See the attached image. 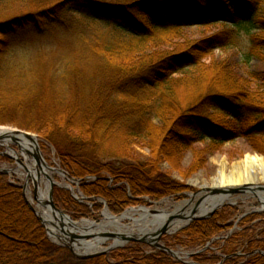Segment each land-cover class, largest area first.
<instances>
[{
	"label": "rangeland",
	"instance_id": "obj_1",
	"mask_svg": "<svg viewBox=\"0 0 264 264\" xmlns=\"http://www.w3.org/2000/svg\"><path fill=\"white\" fill-rule=\"evenodd\" d=\"M40 1L41 3L38 0H0V24L3 22V26L12 27L8 35L2 33L7 40L5 44H0V108L4 106L0 113L4 114L1 116L2 119L9 121L0 123V129L3 128V134H0V173L7 175L11 185L21 189L22 198L41 223L46 239L54 248L69 255L68 263L55 259L47 264H144L141 259L128 252L124 257L116 259V253L128 248L134 251V255L140 253L150 255L161 251L169 254L180 264H224L223 260L229 256L227 253H231L229 257L236 258L239 264L255 257L264 261V250L255 248V244L242 246L246 241L244 239L246 235L257 236V233L264 229L263 180L251 184L257 186L256 191L245 188L230 194L228 201L220 204L210 216L192 219L172 234L162 232L156 241L149 239V243L130 239L113 246L116 240L122 241L119 236L105 237L106 235L99 236L97 233L88 232L89 234L83 238L84 242H98L101 249L94 253L81 251L83 249L76 251L72 248V241L76 237L71 238L70 235L75 233L78 236L81 231L71 225L67 228L68 235L64 233L70 240L68 244L50 238L45 223L34 210V204L40 200L36 188L38 177L34 154L50 168L58 169L62 173L60 175L57 171L53 172L56 183H52L48 191V199L51 198L54 209L46 201L42 203L54 216H64L74 224L82 220L99 224L105 218V211L115 217L128 209L138 208L165 209L167 213H172L176 210V204L189 201L201 193V185L210 184L221 162H225L229 167L242 161L247 155L264 158V126L248 132L249 126L256 123L258 117H264V50L247 60L237 45L223 46L225 42L217 39L220 46L215 44L210 46L211 44L204 40L224 29H230L227 24L210 20L186 24L180 29L168 30L165 33L154 31L151 38L135 42L131 40L134 37L131 38L132 36L127 34L128 30L123 23L126 15L131 13L133 22L127 25L128 28L135 26L134 21L137 23L140 15H144L145 8L152 15L150 6L152 10L153 3H140L144 0H118V3H110V7L105 10L69 2L58 6L62 0ZM180 1L181 9L191 8L200 2ZM176 11L174 10L175 13ZM243 31L241 28V32H235L234 35L241 40ZM147 33L152 35L150 28ZM256 37L261 47H264V31L257 32ZM184 50L201 54L195 58L196 64L194 63L192 68L179 72H172L165 66L155 69L161 57ZM173 64L177 66L179 63L173 61ZM137 65L142 66L144 70L135 76H145L143 80L146 87L153 89L155 85L161 89L162 92L159 94H163L167 102V107L164 113L163 111L160 113L159 119H153L146 126L148 132L146 139L141 137L129 139L122 132L111 129L110 125L105 123L109 119L108 116L102 115L103 121L98 125L88 123L84 126L86 121L84 115L87 111L82 108V114L79 106L77 107L78 100L82 101L84 98L88 101L93 100L92 105L101 100L109 107L107 111L109 116L113 113L116 103L130 104L136 101L135 97L124 95L125 97L120 96L114 104L108 100L105 92L107 84L117 81L114 77H117L118 71L113 69L123 67L124 71L129 70L133 74L139 70ZM169 71L171 78L162 82L161 79L167 78ZM163 72L166 75L163 76ZM97 84L100 87H97ZM212 85L236 88L239 99L243 102L241 120H236L228 111H224L211 101L205 103V109L203 108L202 98L206 97ZM57 100L63 101L66 107L61 106L62 109L57 112L59 119L65 112L71 110L75 112L73 115L75 127L65 129L64 133L68 134L73 142L85 145L79 155L93 154L90 150L109 154L108 159H102V162L97 164L100 166L99 169H93L97 165L93 164L92 158L82 156L78 158L77 152L71 148L75 145L71 142V146L62 147L61 144L58 148L70 153L72 155L70 160L84 162L91 169L87 168L89 171L85 172L80 169L81 171L76 172L77 175L70 174L62 166L63 162L53 145L42 137V132L45 131L38 133L17 125L28 119L26 111L21 116L12 117L20 104L33 106V101L40 103L41 109L52 112L54 110L52 105ZM198 101L201 102L197 104ZM195 104L204 118L226 123V126L234 128L232 130L237 129L235 137L223 142L211 137L190 140L186 147H180L178 142L182 139H179L181 137L179 135L187 133L191 125L183 122L181 126L175 125L177 116L183 109L196 107ZM23 136L28 139L34 138L36 149L31 145L27 146V151H23L21 146L24 144ZM14 137L19 140L16 142ZM183 139L187 141L185 137ZM75 169L78 171L77 167ZM125 171L130 172L129 180ZM134 182L143 184L142 187L136 188L139 191L145 190L144 187L147 189L150 187L149 189L157 192L155 188H159L161 184L164 188L174 187L172 188L174 190L172 194L157 200L146 195L139 197L134 195L135 190L131 188L134 187ZM118 187H125L126 196L133 203L115 214L108 207L105 192L112 193ZM26 192L32 197V203L28 200ZM11 197L12 195L0 197V214L7 219L14 217L12 210L14 204L7 200ZM67 199L87 206L92 215L83 214L76 218V211L73 210L70 201V206L66 205ZM216 213H225L226 219L219 222L223 228L210 241L204 243L200 240L190 241L181 235L180 232L193 222L209 219ZM128 223L130 221L125 220L124 224ZM108 231L112 233L114 228L109 227ZM160 245L170 251L162 249ZM56 249L52 253L54 258ZM83 255L94 256L82 258ZM213 255L221 259L203 260ZM197 258L202 261L199 262Z\"/></svg>",
	"mask_w": 264,
	"mask_h": 264
},
{
	"label": "trees",
	"instance_id": "obj_2",
	"mask_svg": "<svg viewBox=\"0 0 264 264\" xmlns=\"http://www.w3.org/2000/svg\"><path fill=\"white\" fill-rule=\"evenodd\" d=\"M117 1L118 0H62L57 5L60 6L61 3L69 2L78 3L81 5L84 4L85 6L88 5V7L91 8L97 7L95 9L100 8L102 10H105V8L107 9L108 7H110V3H118ZM38 2L41 3L40 0H38ZM145 2L153 3L152 10L150 6V12H152V15H150L148 13V9L145 8V13L147 14H141L142 16L140 15V19H138L137 23L134 21L135 26H133L132 28H128L127 25L132 21L131 13L130 15H126L127 17L125 18V21L123 20V24H125L124 27L128 30L127 34L131 35V38L134 37L131 40H135V42L141 39L143 40L151 38L154 35V31L165 33L168 30L180 29L186 24L190 25L195 23H203L210 20L214 22H222L230 27V29H224V31H221L219 34H216L215 36L204 40L207 44H211L210 46H214V44L220 46V43L219 41H217V39H221L222 42H225L223 46L237 45L240 47L239 49L242 50V55H244L247 60L251 57L257 56L258 53L261 52V50H264V47H261L258 42L259 40L256 37L257 32L264 31V5H262L264 0H200L199 3L197 2L191 7L192 10H190V7H184L183 9H181L182 4L179 3L181 2L180 0L140 1V3ZM174 10H177L176 13L174 12ZM7 26H0V44L2 45L5 44L7 40L2 36V33L8 35L10 32L9 30H11L12 28L9 27V25ZM149 28L152 31V35L151 33H147ZM234 28H236L238 31H236ZM241 28L244 31L242 39L239 40L240 37L238 38L237 35L234 34L235 32L240 33ZM253 29L255 30L253 31ZM199 54L200 52L191 53L188 50H184L176 54L172 53L158 59V65L155 69L160 66H165L172 72H179L182 70H186L187 68L190 69L196 64L195 58L201 55ZM180 57H185V59L182 60V58L180 59ZM173 61L177 62V64L179 63L177 65L178 67L173 64ZM137 67H139V70L133 74L129 72V70L124 71L125 69H123V67L113 69L118 71L116 72L117 77H114L115 81H117L112 84H107V90L105 92V96L114 104L116 103L118 98H120V96L125 97L124 95L133 96L136 98V101L130 104L116 103L114 105L115 107L113 113H111L109 116V112H107L109 107H107L105 103H102L101 100L96 101V103L94 102V105H92L93 103H91L93 100L88 101L86 100V98H84V100L82 101L78 100L79 103L77 104V107L79 106L82 114L83 110L87 111V114L84 115V119H86L84 126L88 123L93 126L98 125L103 121V117H101L102 115L108 116L109 119L106 121V117L104 121H106L105 123H107L108 126L110 125L111 129H116L117 131L122 132L129 139L138 137L146 139L148 133L146 131V126L149 122L153 121V119H159L160 113L162 111L164 113V109L167 107V102L165 100L166 97L163 94H159V92H162L160 91L161 89L159 90L158 87H155V85H153V89H150L149 87H146L147 85L144 83L143 77L145 76H135L136 74H139V71L141 73V71L144 70V68L140 65H137ZM162 75L164 76L166 74L163 72ZM166 76L167 78L161 79L162 82H166L167 79H169L170 71ZM150 81H152V79H150ZM96 86L100 87V85L98 84ZM92 90L93 89H91V92ZM98 92L99 88L97 90V93ZM202 100V106L204 109L205 103L211 101L214 102V104L218 105V107L223 109L224 111H228V113L236 120H241L243 102L240 101L239 92H237L236 88L226 85H212L208 89L206 97H203ZM200 102L201 101H198L197 104H199ZM27 105L28 104L26 103L20 104L18 106L19 109L12 115V117L15 118V116H21L26 113V117L28 119H24L25 122L17 125L19 127L26 128L38 133L45 131L42 132V137L51 145H53L56 153L58 152V157H60L61 162H63L62 166L67 169L70 174L77 175L76 172L81 171L80 169H82L84 172L89 171L91 167L89 168L87 164L81 161L78 162V160H70V158H72V155L66 152V150L63 151L60 150L61 148H58L61 144L62 147H68L73 144L75 146H72L71 148L77 152V155H79L80 152H82L85 148V145L73 142L71 137L68 134L67 136L66 133H64L65 129L69 130L75 127L73 123V115L75 113L74 110L65 112L62 115L63 117L59 119V115L57 114V112L62 109L61 106L65 107V103H63V101H55V104L52 105L54 107V110L52 112L41 109L42 107L40 103L36 101H33V106ZM196 107H190V109L186 110L183 109L177 116L175 125L181 126V123L183 122L187 125L193 126L192 128L191 126L188 127L187 133L179 135L181 136L179 137V139H182L178 142L180 144V147H186L190 140H202L204 138L211 137L214 140L223 142L228 138L235 137L237 129L232 130L234 128L226 126V123L213 122L210 119L204 118L203 113L198 110V107ZM3 109L4 106H1L0 112ZM36 110L39 111L36 112ZM126 110H128L127 114L125 113ZM2 115L4 114L0 113V123H9V121L2 119ZM150 125L152 126L151 123ZM194 126H197L198 128H194ZM260 126H264V117H258L256 123H252V125L249 126L248 132L250 130L253 131V128H258ZM184 137L187 141L183 139ZM86 151L89 150L86 149ZM90 151L93 154H82L79 155L78 158H80L81 156L92 158L93 164L97 165L98 163L102 162V159H108L109 157V154H105L104 152L97 153L93 150ZM70 161H72L73 163L71 164ZM75 166L77 167L78 171H76ZM99 168L100 166L98 167L97 165L94 166L93 169ZM110 170L113 171L112 169ZM125 172H127L126 177H128L129 180V178H131V176H129L130 172ZM130 181L132 180L130 179ZM142 186L143 184L139 182H134V187L130 186L135 190V196L140 197L142 195H146L157 200L160 197L172 194L174 190L172 189L174 187L166 186L164 188L162 184L159 188H155L157 192L149 189L150 187H148V189L144 187L145 190L143 191L136 190V188ZM105 193L108 207L112 213L118 214L126 205L133 203L132 200L127 198L125 187H118L114 189L112 193ZM3 195L6 197L12 195L13 198L11 197L7 200L8 202L12 201V204H14V208L12 209L14 217H12L11 219H7L3 214H0V264H47L51 263L50 261L55 259L60 260L64 263L67 262V258H69V255L61 250L54 248V246L46 239L45 235L43 234L41 223L36 219L32 211L24 202L21 189L17 186L11 185L7 180V175L0 173V197H2ZM65 201L66 205H69L70 201V205L74 206H72V208H74L73 210L76 211V218L83 214L92 215L87 206L73 200L72 202L70 199H67ZM224 219H226L225 213H216L209 219H202L193 222L180 233L186 240H200L202 243H204L210 241V239L223 228V226H220L219 222L223 221ZM14 223H18L19 225ZM240 236L242 235H239V237ZM236 237L231 238L235 239ZM244 239L246 241L242 243V246L255 244V248L258 247L264 250V229H261L259 233H257V236H254V234H250L248 236L246 235ZM55 249L57 251L55 252L54 258V256H52V253H54ZM127 252L135 258L141 259L142 263L144 264H180L169 254L161 251L150 255H145L143 253L134 255V251L131 248L124 249L116 253V259L124 257ZM226 255L231 256V253H227ZM229 256L228 258L223 260L224 264H239L236 258H232ZM197 259L199 260V258ZM219 259L221 258L213 255L210 257H206L203 260L214 261ZM201 261L202 260H199V262ZM243 264H264V261L257 260V257H255L246 260V262H244Z\"/></svg>",
	"mask_w": 264,
	"mask_h": 264
},
{
	"label": "bare ground",
	"instance_id": "obj_3",
	"mask_svg": "<svg viewBox=\"0 0 264 264\" xmlns=\"http://www.w3.org/2000/svg\"><path fill=\"white\" fill-rule=\"evenodd\" d=\"M0 129V134H3ZM24 144H22L23 151H27V146H31L36 149L35 139L32 137H22ZM35 169L37 173L36 188L38 189L40 200L34 204V210L37 215L43 220L46 225L47 233L54 241H60L64 244H68L67 228L69 225L73 228L79 229L80 234L72 241V247L76 251L87 253H94L101 248L98 242H84L83 238L89 233H97L99 236L106 235L111 237L121 236L127 237V235H137L145 238L153 239L156 237L158 229L162 227L163 232L172 234L181 227H183L188 221H190V212L198 209L197 214L202 215L212 211L214 206L223 204L228 201L229 195L219 196L215 194L209 197V194L215 190L223 193L224 191L232 190L233 188L244 187L249 185L252 191H256L257 186L251 185L264 181V158L257 155H247L242 161L226 166L225 162H221L216 176L212 178L210 184H203L200 186L201 193L194 196L189 201L180 202L175 205V209L178 212H174L172 217L166 216L165 209H128L120 216H111L107 211L104 212V220L99 224H93L88 221L82 220L78 223L71 224L69 219L61 216H54L48 207L44 206L42 201H46L49 204L48 191L52 183H56L53 179V172L57 171L60 175L62 173L58 169H52L47 163H43L42 160L34 154ZM39 166V167H38ZM18 172V171H17ZM35 174H33L34 176ZM28 200L32 203V197L26 192ZM257 194V193H256ZM262 197V196H260ZM264 198V197H262ZM41 201V202H40ZM125 220H129L130 223L124 224ZM114 228V231L110 233L108 228ZM89 232V233H88ZM98 240V237H96ZM95 238V240H96ZM127 238H123L122 241L116 240L115 243L121 244L126 241Z\"/></svg>",
	"mask_w": 264,
	"mask_h": 264
},
{
	"label": "water",
	"instance_id": "obj_4",
	"mask_svg": "<svg viewBox=\"0 0 264 264\" xmlns=\"http://www.w3.org/2000/svg\"><path fill=\"white\" fill-rule=\"evenodd\" d=\"M19 132V131H18ZM25 135H26V133H25ZM28 136H30V135H28ZM14 138H16V137H14ZM1 140V139H0ZM16 142L19 140V138H16V139H14ZM18 162H20V161H18ZM25 186H26V184H25ZM24 186V187H25ZM245 188H251V187H249V186H244V187H239V188H233L232 190H229V191H224L223 193H220V192H218V191H223V190H215L214 192L212 191L210 194H209V197H211V196H213V195H215V194H218L219 196L221 195V196H224V195H230V194H233V193H236V192H240V191H242V190H244ZM36 188H34V191H36L35 190ZM195 194V193H194ZM224 194V195H223ZM46 204V203H45ZM49 205H50V207L52 208V209H54L53 207H54V205H53V202H52V200H51V198H50V201H49ZM219 206V204L218 205H216V206H214V208L212 209V211H210V212H207V213H205V214H202V215H198L197 214V210L198 209H195V210H193V211H191L190 212V220H192V219H198V218H204V217H207V216H210L213 212H214V210L217 208ZM174 212H178V211H172V213L170 212L169 214H167L166 216H168L169 218L170 217H172V216H174L173 215V213ZM70 220V219H69ZM71 222V224H74V222L73 221H70ZM163 232V229H162V227L160 228V229H158V231H157V233H156V237L155 238H153V239H151L152 241H156V239H158L159 238V236H160V234ZM71 238H74V237H77V235L75 234V233H71ZM118 238H120V239H123V238H127V240H130V239H132V240H139V241H142V242H150L149 241V239L150 238H142V237H136V236H134V235H127V237H121V236H119ZM116 242V241H115ZM113 246H117V243H113L112 244ZM160 247L162 248V249H165V250H168V249H166L165 247H163L162 245H160ZM73 248V247H72ZM168 251H170V250H168ZM171 253H172V251H171ZM91 256H94V255H83L82 256V258H89V257H91Z\"/></svg>",
	"mask_w": 264,
	"mask_h": 264
}]
</instances>
